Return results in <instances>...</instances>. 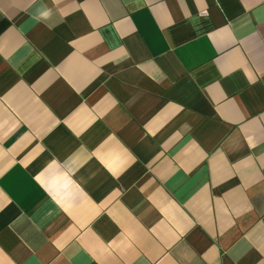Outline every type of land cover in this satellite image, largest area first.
Listing matches in <instances>:
<instances>
[{
	"label": "crops",
	"instance_id": "crops-1",
	"mask_svg": "<svg viewBox=\"0 0 264 264\" xmlns=\"http://www.w3.org/2000/svg\"><path fill=\"white\" fill-rule=\"evenodd\" d=\"M0 264H264V0H0Z\"/></svg>",
	"mask_w": 264,
	"mask_h": 264
}]
</instances>
